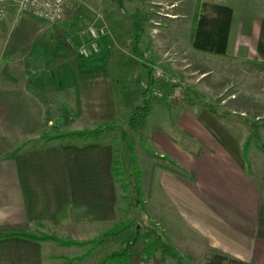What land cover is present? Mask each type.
<instances>
[{
    "label": "crops",
    "instance_id": "obj_1",
    "mask_svg": "<svg viewBox=\"0 0 264 264\" xmlns=\"http://www.w3.org/2000/svg\"><path fill=\"white\" fill-rule=\"evenodd\" d=\"M157 1L160 7L186 10L171 13L170 18L181 20L187 37L156 38L150 41L151 48L181 50L184 56L180 63L196 72H209L208 61L234 66L230 75L235 83L241 82L243 68L256 69L248 79L251 105L264 108V95L258 87L259 72L264 70L252 65L264 62V0H199L192 30L195 0H189L190 8L188 0ZM104 3L107 10L120 3L127 14L109 15L111 40L98 38L99 55L75 68L68 65L61 69L59 62L0 81V235L37 230L83 240L114 223L111 142L102 138L45 140L40 136L61 131V127L78 130L104 122L123 123L129 108L138 104L148 80L146 75L143 81L132 76L133 87L126 91L120 73L140 64L131 48L128 58L114 60L119 38L130 37L133 42L134 35H139L138 45L145 52L149 69L156 66L174 74L171 67L178 60L174 64L159 51L149 55L144 50L147 42L141 38L139 18H130L124 26L126 16L140 13L141 6L135 5V0ZM115 23L122 24V32L127 27L128 34L118 36ZM134 27H139L136 34ZM74 74L78 116H74ZM109 74L115 78L114 90ZM208 91L212 87L201 82L193 86L199 100H190L187 88L185 98L176 104L150 102L144 126L154 108L161 115L143 137L161 161L157 166L151 161L147 172L139 169L145 212L187 264H204L210 253L264 264V160L259 159L263 153L256 146H245L243 156L249 130L242 127L239 118L210 113L204 105L205 97L212 94ZM254 117L260 120L263 115L256 113ZM24 141L28 142L19 152L4 157ZM51 243L55 244L0 236V264H61V255L50 251Z\"/></svg>",
    "mask_w": 264,
    "mask_h": 264
},
{
    "label": "rangeland",
    "instance_id": "obj_2",
    "mask_svg": "<svg viewBox=\"0 0 264 264\" xmlns=\"http://www.w3.org/2000/svg\"><path fill=\"white\" fill-rule=\"evenodd\" d=\"M105 0L100 3L92 1H86L84 4H74L67 8L64 16L55 24H48L43 21L34 19L26 14H19L14 12H8V14L0 20V81H11L12 78L18 76H25V73L41 71L45 67H51L61 62V69L70 65L72 68L88 62L91 58L96 57L100 53V45L97 53L89 57H81L77 54V46L81 43H85L86 35L84 30L90 24L99 25L104 23L107 27L106 32L101 35L104 37H111L112 33L108 26L111 22L110 14H117L120 17L127 14L125 7L118 3L114 4L110 10H107L105 6ZM157 0H135V5L140 4L141 9L138 16L135 14H129L126 16L124 26L130 22V18H139L141 29V38L144 39V50L148 51L149 55L159 53L165 54L162 58L169 59V54L176 53L175 56H171L170 60L174 64L178 60L177 65H172L173 73L163 70L177 77L185 90L188 88L191 94L190 100H199V95H195L193 92V86L198 83H206L212 87V91H208L212 94L205 97V106L213 108L218 115L224 116L225 119L239 118L242 121V127L249 130L248 138L245 140V146H256L257 144L252 137L255 133L257 136V143L263 146V150H260V158L264 160V108L251 105L252 86L248 79L252 76V73H257V70H251L243 68L241 75V82L235 83L234 76L230 75L232 71L228 64H224L225 67L219 66L217 63L208 61L206 67H211L209 72H196L191 70V67H183L185 63H180V59L184 56L181 50L162 48L157 46L156 51L151 48V40L156 38H186L187 30L184 27L181 20L171 19V13L185 12V9L171 10L167 9V5L160 7L157 5ZM182 7L185 3L180 4ZM188 6L190 8L189 0ZM115 19V18H114ZM174 20V21H173ZM122 24L115 23V29L118 36L128 34V29L122 32ZM135 34L139 31V27H134ZM152 36V38L150 37ZM148 38V41L145 39ZM118 46H116V58L117 62H120L122 58H128L130 55V48L132 45V38H119ZM111 40V38L109 39ZM111 42V41H110ZM112 44V42H111ZM142 44V43H141ZM164 50V51H162ZM166 50V51H165ZM49 55V57H47ZM172 58V59H171ZM139 62V61H138ZM190 64L189 62H187ZM128 68H131L129 63L125 64ZM193 67V66H192ZM195 69V67H194ZM226 70V72L223 71ZM259 69V68H258ZM226 73V74H225ZM146 75L143 67H135V69H125L120 73L119 78L124 88L128 92L133 87L132 76L140 77V81ZM113 90L116 88L114 75L109 74ZM224 76V80L222 78ZM261 77L258 87L261 88V92L264 95V73L259 72ZM151 77V76H150ZM152 78V77H151ZM243 81V82H242ZM218 82L220 84H218ZM235 89V90H234ZM195 90V89H194ZM197 92V90L195 91ZM65 93V89H64ZM198 94V93H196ZM185 98V94H184ZM203 99V97H201ZM234 98V99H233ZM153 98H151L150 102ZM258 102V100H257ZM130 109V108H129ZM263 111V112H261ZM129 112V111H128ZM261 113L263 118L260 120L255 119L254 115ZM155 108L150 114L149 120L146 123V127L143 126L138 130H127L122 124H117L118 128L106 130L98 139L108 140L112 144V156L117 160V166L120 172L123 173L125 180L129 176L127 173L133 169L141 170L143 173L147 172L150 166V162L157 163L161 161L158 157H151L152 152L146 145L144 135L146 131H149L151 127L157 123V119L160 116ZM76 126H73L75 129ZM65 128L61 127L63 132ZM66 131V130H65ZM107 132V133H106ZM106 133V134H105ZM145 146V148L143 147ZM147 148V149H146ZM262 152V153H261ZM261 160V159H260ZM116 178V177H115ZM140 183V179H139ZM140 200L142 201L141 195ZM143 202V201H142ZM115 219L112 226L117 223H123L127 220L138 224L140 231L146 237V243H150L152 236L149 234L147 227L151 226L155 230L159 229L149 221L145 212L144 203L142 209L135 206L133 198L129 191H123L119 187V183H115ZM112 226L105 227L100 232H96L87 239L97 237L102 231H105ZM34 234L43 233L35 230ZM61 238H71L69 236H63ZM124 238V235H118L112 238L104 239L98 246L92 249L87 256L74 260L70 264H92L100 261L103 257L110 254V252L118 249L119 242ZM85 240V239H83ZM55 243V242H53ZM52 244V243H51ZM143 242L141 239L132 248V264H172L171 259L165 257L161 263H159V253L156 252L153 256L145 258L141 253V247ZM89 245L83 246H60L52 244L50 246L51 253H58L61 255L60 262H66L67 258L80 255L85 252ZM108 264H115L110 262Z\"/></svg>",
    "mask_w": 264,
    "mask_h": 264
},
{
    "label": "trees",
    "instance_id": "obj_3",
    "mask_svg": "<svg viewBox=\"0 0 264 264\" xmlns=\"http://www.w3.org/2000/svg\"><path fill=\"white\" fill-rule=\"evenodd\" d=\"M199 4V0H195L194 2V10L192 15V24L191 29L193 28V24L196 19L197 7ZM139 35L136 34L133 37L131 51L133 56H135L140 66L146 69L148 77V85L141 93L140 99L138 104L130 107L129 112L122 123V126L125 127L127 130H138L142 128L145 124V118L148 114L149 107H150V90L152 86L155 84V81L150 77V69L143 61V50L139 48L138 45ZM255 67L264 70V62H253ZM74 81V98H75V113L74 116H78L79 114V100H78V93L76 87V75H73ZM169 85L167 83H161V88L163 91H167L169 89ZM207 110L214 114L218 115L216 111L211 108L210 106H206ZM118 128V125L115 122H104L92 129L84 128L78 130H66V131H56L52 134H42L40 137L44 138L45 140H52L56 138L60 139H80V140H92L95 141L100 137L106 130ZM257 147L263 150V146L258 144L257 136L255 133L252 134ZM28 141L21 142L18 146L10 150L7 154H5V158L12 157L14 154L19 152L27 143ZM145 148V146L143 145ZM244 147L243 146V156H244ZM147 149V148H146ZM151 157H157L156 154L153 152L149 153ZM154 165L157 166L156 163ZM166 169L170 171L177 172L176 170L170 169L167 165L164 166ZM110 174L113 177L114 183L118 182L119 187L123 191H129L133 198V202L135 206L140 207L142 209L143 202L140 200V189H139V170L133 169L127 173L128 179L125 180L123 173L120 172V169L117 166V160L114 156H111L110 161ZM116 177V178H115ZM149 234L152 236V240L150 243H146V237L140 231V226L138 224H133L132 221L127 220L123 223H117L111 228L102 231L97 237L92 239H85V240H76L72 238H61L56 236L53 233H38L34 234L33 232H24V231H7L3 232L0 236H20L28 239H32L35 241H50L55 242L60 246H83L89 245V247L85 250L84 253L76 256H72L67 258V261L61 264H70L72 261L83 258L88 255V253L98 246L104 239L112 238L118 235H124V238L119 242L118 249L110 252L107 256L103 257L100 261L94 262L92 264H108L113 262L115 264H132V248L138 242L139 239L142 240L143 245L141 247V253L145 258H149L153 256L156 252L159 253V263L165 257L171 259L172 264H187V262L179 255V253L174 249V247L169 244L165 236L158 230H155L153 227H147ZM204 264H251L245 263L240 260L229 258L217 253H210L205 256Z\"/></svg>",
    "mask_w": 264,
    "mask_h": 264
},
{
    "label": "built area",
    "instance_id": "obj_4",
    "mask_svg": "<svg viewBox=\"0 0 264 264\" xmlns=\"http://www.w3.org/2000/svg\"><path fill=\"white\" fill-rule=\"evenodd\" d=\"M86 1L100 3L102 0H0V20L8 12H14L26 14L48 24H55L61 20L68 7L74 4H84ZM106 29L104 23L88 25L84 30L87 38L85 43L77 46V54L81 57H89L97 53L99 50L98 38L106 32ZM144 56L145 52L143 53V61ZM150 76L155 81L150 90L151 98L165 101L168 104H176L184 99L185 86L177 77L156 66L150 68ZM163 82L170 86L167 91H163L161 88Z\"/></svg>",
    "mask_w": 264,
    "mask_h": 264
}]
</instances>
